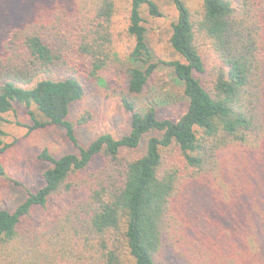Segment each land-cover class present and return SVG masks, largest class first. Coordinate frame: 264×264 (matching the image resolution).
Returning a JSON list of instances; mask_svg holds the SVG:
<instances>
[{"label":"trees","instance_id":"16d2710c","mask_svg":"<svg viewBox=\"0 0 264 264\" xmlns=\"http://www.w3.org/2000/svg\"><path fill=\"white\" fill-rule=\"evenodd\" d=\"M172 2L168 41L182 59L164 64L186 99L176 120L135 104L156 68L142 12L161 16L155 0H0V152L15 105L28 131L58 126L75 148L42 147V185L0 209V264H170L168 252L188 264H264V0ZM83 81L105 82L127 132L79 142L92 119L71 116Z\"/></svg>","mask_w":264,"mask_h":264},{"label":"rangeland","instance_id":"374dc122","mask_svg":"<svg viewBox=\"0 0 264 264\" xmlns=\"http://www.w3.org/2000/svg\"><path fill=\"white\" fill-rule=\"evenodd\" d=\"M162 12L161 16L152 17L146 6L142 7L146 38L156 62L155 72L150 86L135 98V104L140 109L148 106L156 108L159 117L178 119L186 110V99L182 93V84L177 79L165 61L182 57L170 46L168 38L170 23L177 19L178 12L172 0H155ZM199 0H188L191 8L198 6ZM125 3V0H122ZM126 20L121 14L115 21L116 50L120 60L125 61V51L131 40L123 34ZM121 60V61H122ZM208 73H196L201 79H208ZM85 94L71 109V116L79 115L89 110L92 119L86 126L77 129V137L81 144L88 143L101 132H110L118 137L127 132L130 120L129 114L120 106L115 94L104 93L107 86L104 81L99 83L84 82ZM111 92V91H110ZM1 125L5 131L3 141L9 146L0 152V163L4 174L0 175V209L13 210L20 203L27 190L35 191L42 183V172L48 164L38 159L37 154L42 147L59 156L66 152H74L75 148L66 139L63 130L58 126L28 131L22 125L26 121L24 109L15 105L14 109L3 115ZM21 123V124H20ZM139 150H130L129 154H138ZM98 165V159L93 163ZM20 182V185L14 183ZM170 264H188L181 255L168 252L165 257Z\"/></svg>","mask_w":264,"mask_h":264}]
</instances>
